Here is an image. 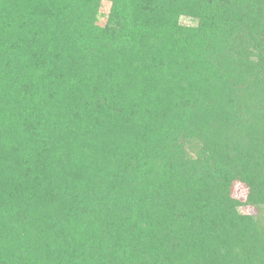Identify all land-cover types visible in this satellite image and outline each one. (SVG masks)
Instances as JSON below:
<instances>
[{
    "label": "trees",
    "instance_id": "obj_1",
    "mask_svg": "<svg viewBox=\"0 0 264 264\" xmlns=\"http://www.w3.org/2000/svg\"><path fill=\"white\" fill-rule=\"evenodd\" d=\"M0 264H264V0H0Z\"/></svg>",
    "mask_w": 264,
    "mask_h": 264
},
{
    "label": "rangeland",
    "instance_id": "obj_2",
    "mask_svg": "<svg viewBox=\"0 0 264 264\" xmlns=\"http://www.w3.org/2000/svg\"><path fill=\"white\" fill-rule=\"evenodd\" d=\"M181 22H182L183 24H190V23H191V21H190L188 18H182V19H181ZM241 192H242V190H240V189L237 188L236 194H239V193H241Z\"/></svg>",
    "mask_w": 264,
    "mask_h": 264
}]
</instances>
